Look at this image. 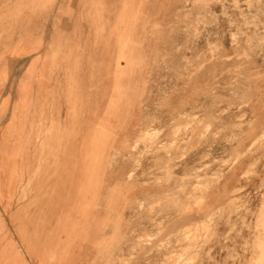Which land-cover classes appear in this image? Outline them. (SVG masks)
<instances>
[{
    "label": "rangeland",
    "instance_id": "obj_1",
    "mask_svg": "<svg viewBox=\"0 0 264 264\" xmlns=\"http://www.w3.org/2000/svg\"><path fill=\"white\" fill-rule=\"evenodd\" d=\"M14 1L0 0V55L15 37H30L28 22L21 35L14 23L28 19L35 1ZM179 3L171 17L131 33L127 74L134 80L118 79L127 100L124 120L112 127V148L99 172L86 168L93 152L86 134L113 89L117 62L127 66L116 57L118 33L94 36L101 47L94 51L63 49L61 33L54 35L55 61L71 59V65H55V73L81 72L77 59L92 60L85 66L84 188L91 173L98 186L89 193L102 191L103 206L131 203L135 223H153L152 232L131 231L129 258L103 264H137L151 254L160 256L153 264H264V0ZM74 84L65 82V93L72 96ZM91 91L102 96L90 97ZM65 103L72 106V97ZM71 109L65 116L78 121L82 115ZM53 126L39 117V175L51 169L53 153H62L60 135L59 145L52 144ZM45 188L39 196L47 195Z\"/></svg>",
    "mask_w": 264,
    "mask_h": 264
},
{
    "label": "crops",
    "instance_id": "obj_2",
    "mask_svg": "<svg viewBox=\"0 0 264 264\" xmlns=\"http://www.w3.org/2000/svg\"><path fill=\"white\" fill-rule=\"evenodd\" d=\"M31 2L35 6L31 5L28 19L20 17L14 23V33L20 34L22 24L28 22L29 39L15 37L0 55V264H103L105 258H129L136 237L131 231L137 226L136 230L152 232L153 223H135L131 203L115 200L103 206L102 191H96L87 206L85 66L92 60L77 59L81 72L55 73V65H71V59L55 61L54 35L61 33L63 49L94 51L101 49L94 46V36L116 34L119 27L142 33L146 22L154 27L158 19L171 17L180 0ZM131 76L125 74L121 80L132 81ZM68 81L77 83L72 96L64 91ZM109 81L118 79L114 75ZM112 94L110 89L109 97ZM89 96L102 95L91 91ZM67 97H72V106H66ZM69 107L82 115L78 121L65 116ZM41 115L54 122L53 146L62 137V153L48 159L51 169L46 175H39L38 164ZM44 185L47 195L39 196ZM159 258L151 254L137 264H153Z\"/></svg>",
    "mask_w": 264,
    "mask_h": 264
},
{
    "label": "bare ground",
    "instance_id": "obj_3",
    "mask_svg": "<svg viewBox=\"0 0 264 264\" xmlns=\"http://www.w3.org/2000/svg\"><path fill=\"white\" fill-rule=\"evenodd\" d=\"M128 30H130V29L129 28L128 29H126V28L122 29L120 27L118 30V35H117V41H118V49L117 50L118 51H117L116 57H117V59H121V58L125 59L127 61V66H121L117 62L116 66L114 68V71H113L115 78H117V79H120L124 74H127L130 71H132L131 67L128 65V63L134 57L133 48H134L135 42L133 40L134 35H132ZM112 84H113V86H112V88H113V94L112 95L113 96H110L107 99V101L105 103V107L103 108V110L100 114V117L97 120V123L94 124V126L91 128V130L86 134L87 136L91 137V140H92L91 143L93 144L92 155L90 156V160H88L89 158L87 159L89 161V165H88V167H86L88 169V171L94 170L95 168H96V170H98V172L100 170H104L103 169V160L105 157V152L108 149L112 148V144H113L112 143L113 142L112 127L115 126V124H116L115 122L120 123L121 119H122V121L124 120L123 112H125V111H123L124 110L123 105H125L127 100L124 98V96L121 92V90L123 89L122 83H120L119 81H115ZM99 153L102 155L101 160L99 158V155H100ZM89 154H90V152H89ZM88 157H89V155H88ZM97 163H98V165H97ZM84 168H85V166H84ZM90 174L87 172L86 177H85L86 187L84 189H87L88 193L90 191H92L93 189L97 188V186H98L97 184H94L92 182L95 179L91 180L89 178L88 175H90ZM93 174L94 173H92V176H94ZM96 183H98V182H96ZM84 192L86 193V191H84ZM88 193H87V197H86L87 206L89 205L90 202H92L94 200V197H95V195H91V193H89V194Z\"/></svg>",
    "mask_w": 264,
    "mask_h": 264
}]
</instances>
